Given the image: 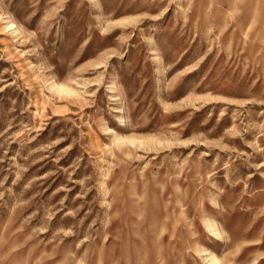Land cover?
Segmentation results:
<instances>
[{
  "label": "rangeland",
  "instance_id": "obj_1",
  "mask_svg": "<svg viewBox=\"0 0 264 264\" xmlns=\"http://www.w3.org/2000/svg\"><path fill=\"white\" fill-rule=\"evenodd\" d=\"M0 264H264V0H0Z\"/></svg>",
  "mask_w": 264,
  "mask_h": 264
}]
</instances>
